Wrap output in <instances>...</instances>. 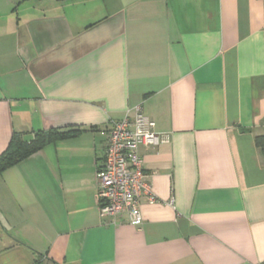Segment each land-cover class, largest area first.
Returning <instances> with one entry per match:
<instances>
[{
	"label": "crops",
	"instance_id": "1",
	"mask_svg": "<svg viewBox=\"0 0 264 264\" xmlns=\"http://www.w3.org/2000/svg\"><path fill=\"white\" fill-rule=\"evenodd\" d=\"M155 202L103 223L96 169L137 106ZM0 264H264V0H0ZM43 259L38 262V257Z\"/></svg>",
	"mask_w": 264,
	"mask_h": 264
},
{
	"label": "built area",
	"instance_id": "2",
	"mask_svg": "<svg viewBox=\"0 0 264 264\" xmlns=\"http://www.w3.org/2000/svg\"><path fill=\"white\" fill-rule=\"evenodd\" d=\"M161 142L156 122L139 105L132 113L113 120L108 128V139L103 161L97 166V198L103 223H118L122 219L137 227L144 216L142 199H157L146 172L140 148Z\"/></svg>",
	"mask_w": 264,
	"mask_h": 264
},
{
	"label": "trees",
	"instance_id": "3",
	"mask_svg": "<svg viewBox=\"0 0 264 264\" xmlns=\"http://www.w3.org/2000/svg\"><path fill=\"white\" fill-rule=\"evenodd\" d=\"M79 131L80 129L59 130L51 128L49 130L41 129L34 131L31 135L22 132H14L9 145L0 154V174L43 149L49 143L65 139ZM255 143L264 158V134L257 135L255 137ZM38 259L40 263L43 259L42 255L39 256Z\"/></svg>",
	"mask_w": 264,
	"mask_h": 264
}]
</instances>
